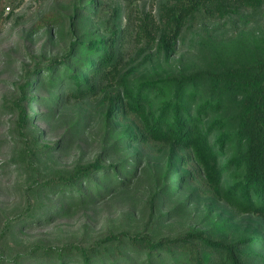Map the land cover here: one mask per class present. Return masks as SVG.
Masks as SVG:
<instances>
[{"label":"trees","instance_id":"1","mask_svg":"<svg viewBox=\"0 0 264 264\" xmlns=\"http://www.w3.org/2000/svg\"><path fill=\"white\" fill-rule=\"evenodd\" d=\"M136 1L125 0L123 27L115 8L109 19L101 17L109 9L104 0L59 1L47 13L43 35L48 42L52 35L65 39L67 49L25 67L1 106L14 144L1 168L33 170L34 179L20 194L22 206L0 207V264H264V0H166L156 18L138 16ZM132 43L139 69L157 59L159 75L130 80L134 69L121 71ZM100 95L109 143L70 169L49 175L35 169L66 147L47 142L38 124L50 130L61 106ZM115 122H127L130 134H112ZM77 134L73 130L69 142ZM132 148L164 158L151 174L156 183L139 228L106 230L88 243H9L131 192L146 172L142 155L128 153ZM175 169L183 171L176 179ZM201 197L222 202L234 215H253L261 227L231 240L204 230L157 231ZM163 203L174 207L160 214Z\"/></svg>","mask_w":264,"mask_h":264},{"label":"rangeland","instance_id":"2","mask_svg":"<svg viewBox=\"0 0 264 264\" xmlns=\"http://www.w3.org/2000/svg\"><path fill=\"white\" fill-rule=\"evenodd\" d=\"M7 1V0H6ZM64 0H12L13 7L3 5L0 0V207L10 212L22 206L20 194L33 181V170L28 172L17 170L15 166L1 168L2 162L9 161L14 144L10 141L7 129L9 118L1 111L4 99L9 98L16 91V86L21 82V76L25 67L31 70L35 62L45 63L52 57H61L67 49L68 41L52 35V40L47 41L43 26L47 23V13L53 4ZM166 0H138L132 9L138 16L151 14L156 18L159 4ZM109 9L102 14L107 20L110 10L115 8L118 13L120 26L125 25L127 12L125 0H104ZM10 8V9H9ZM32 29H38L27 39L24 36ZM98 31H103L101 26ZM135 43L129 48V55L121 65V71L130 80L137 77L159 75L158 66L160 60H153L151 67L139 69L140 58L135 56ZM174 58V57H173ZM176 58V57H175ZM63 95V94H61ZM104 95L87 98L82 102L61 106L58 110V120L50 130L44 124H38L46 131L47 142H66L64 150H58L46 158H42L33 166L42 174L49 175L58 170L70 169L77 160L87 162L99 154L109 142V136L105 132L104 116L106 106L103 105ZM42 110V109H37ZM112 134L129 135L130 127L127 122H115L110 126ZM73 130L78 134L70 139ZM128 153L142 155L138 160L140 169L145 170L139 175L137 185L126 195H114L86 212H79L68 219L58 220L48 227H40L26 230L23 234L10 237L11 245H26L36 240L45 239L54 245L63 241L90 242L106 230H128L139 228L144 221L146 211V198L149 191L155 185L151 174L161 170L164 166L163 157H155L153 154H144L137 148H132ZM119 160V158H118ZM173 178L180 177L174 170ZM187 193L179 197L184 199ZM174 204L163 203L158 213L170 211ZM260 221L253 215H234L222 202L213 201L201 197L194 201L182 216H172L165 220L159 233L177 234L185 230L206 231L212 238L237 239L242 234L248 235L261 227Z\"/></svg>","mask_w":264,"mask_h":264}]
</instances>
